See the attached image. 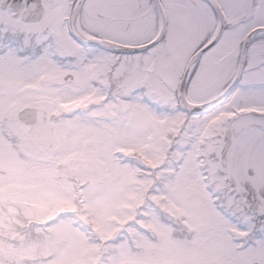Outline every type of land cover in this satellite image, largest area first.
I'll list each match as a JSON object with an SVG mask.
<instances>
[{"label": "snow or ice", "instance_id": "6c2138e0", "mask_svg": "<svg viewBox=\"0 0 264 264\" xmlns=\"http://www.w3.org/2000/svg\"><path fill=\"white\" fill-rule=\"evenodd\" d=\"M0 264H264V0H0Z\"/></svg>", "mask_w": 264, "mask_h": 264}]
</instances>
